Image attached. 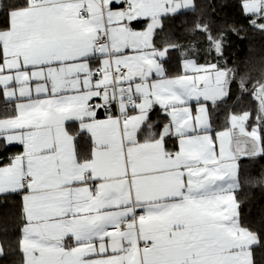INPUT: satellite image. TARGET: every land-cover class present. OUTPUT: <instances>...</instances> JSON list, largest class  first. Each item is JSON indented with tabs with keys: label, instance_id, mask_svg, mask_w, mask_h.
<instances>
[{
	"label": "snow or ice",
	"instance_id": "snow-or-ice-1",
	"mask_svg": "<svg viewBox=\"0 0 264 264\" xmlns=\"http://www.w3.org/2000/svg\"><path fill=\"white\" fill-rule=\"evenodd\" d=\"M238 3L264 36V0ZM205 9L216 11L211 0H0V151L22 149L0 156V199L17 208L0 235L18 233L0 258L264 264L235 195L241 162L264 157V56L229 66L227 34L243 29L214 33ZM197 12L190 39L157 42L165 20ZM244 183L264 187V173Z\"/></svg>",
	"mask_w": 264,
	"mask_h": 264
},
{
	"label": "trees",
	"instance_id": "trees-1",
	"mask_svg": "<svg viewBox=\"0 0 264 264\" xmlns=\"http://www.w3.org/2000/svg\"><path fill=\"white\" fill-rule=\"evenodd\" d=\"M199 7H203L208 3V0H196ZM216 11L211 13L210 9H205L206 19H210L213 27V32L216 33L219 29L227 28L228 25H235L238 28H242L239 34L228 32L225 47V58L228 60L229 66L233 61H236L241 68L257 64L260 57L264 56V36L254 32L248 28L247 21L243 15H241L238 0H211ZM197 13H182L172 19L164 21V30H158L156 37L159 43L165 38H171L176 41L184 42L191 37L184 34V30L193 24ZM169 30H171V36H169ZM243 37V39L241 38ZM197 39H203V37L197 36ZM214 55V54H213ZM212 57L201 54L199 62L203 63L205 60H210ZM173 70L176 67L175 58L170 62ZM233 99H235V86H233ZM5 108L3 98L0 97V111ZM224 113L221 110L218 113V123L223 122ZM90 145V141L87 136H83L79 140V147L83 151H87ZM20 151L17 147H8L4 151H0V156L7 153H13ZM264 173V157L257 158L255 160H243L241 162V181L242 187L237 192V199L240 202V213L242 222L257 231L262 238H264V187L253 186L248 183H244L245 178L258 177ZM17 214V208L15 200L9 198L7 203L0 199V217L15 218ZM17 232H9L7 236L0 235L1 240H5L6 243L11 242L15 247V239L17 238ZM256 259L259 262L261 259L262 249L257 248ZM21 256L18 250L15 253H9L3 258H0V264H19Z\"/></svg>",
	"mask_w": 264,
	"mask_h": 264
},
{
	"label": "crops",
	"instance_id": "crops-1",
	"mask_svg": "<svg viewBox=\"0 0 264 264\" xmlns=\"http://www.w3.org/2000/svg\"><path fill=\"white\" fill-rule=\"evenodd\" d=\"M160 117H161V112H160L159 107L157 106L151 111L150 118H151L152 121L155 122V121H158L160 119ZM69 124L71 125V127L73 129L78 127V125L75 122H69ZM9 147H17V148H20V151L22 150L21 147L18 146V145H12V146H9ZM235 195L237 196V192L235 193Z\"/></svg>",
	"mask_w": 264,
	"mask_h": 264
}]
</instances>
